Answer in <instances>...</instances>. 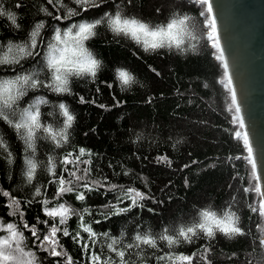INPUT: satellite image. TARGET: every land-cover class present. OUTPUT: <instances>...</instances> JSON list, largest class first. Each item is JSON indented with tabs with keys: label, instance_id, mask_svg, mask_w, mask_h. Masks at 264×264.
<instances>
[{
	"label": "trees",
	"instance_id": "obj_1",
	"mask_svg": "<svg viewBox=\"0 0 264 264\" xmlns=\"http://www.w3.org/2000/svg\"><path fill=\"white\" fill-rule=\"evenodd\" d=\"M62 2L64 6L61 0H52V3L48 0H0V5L17 15L20 24L17 29L6 17H0V55L7 51L3 46L8 44L13 45L11 55H19L15 45L29 40L36 23L45 25L37 37L41 56L23 60L22 69L20 65H0V79L13 78L19 72H39V78L47 81V71L40 72V69L44 66L46 46L52 41L55 28L64 30L73 23L101 19L105 13L119 11L123 16L135 17L150 25L165 24L173 16L187 15L191 18L189 30L197 38L185 37L183 50L145 52L133 40L115 36L106 24L98 26L97 35L85 41V47L102 62L95 79L90 76L71 78V95L41 88L30 90L18 102L19 109H23L36 96L45 97L49 104L40 106L41 120L51 124L57 134L63 121L57 105L65 103L75 117L68 130L69 144L58 148L51 139L38 138L35 153L26 151L24 141L0 120V136L12 153V163H8V154L0 149V221L18 226L27 237L26 249L39 258L38 264H66L68 256L73 264H91L92 253L100 254L102 261L111 258V264H120L119 257L107 248L112 238L118 240L115 246L121 249L134 243L137 232L158 237L167 228L168 234H175L181 227L199 222L203 210L215 211L218 215L232 211L240 217L244 236L228 239L218 233L214 240H209L201 234L193 243L182 242L173 248L157 240L158 249L147 245L124 249L125 260L128 264H168L156 257L168 252L187 255L196 252L193 264H208L209 261L211 264H264V247L259 244L264 237V217L259 211H252V207L259 208L261 197L255 191H245L253 189L257 181L251 164L245 159L248 153L243 140L235 135L239 129L234 119L237 114L234 107L229 111L232 97L230 88L225 87V68L222 60L216 58L220 54L218 49L212 46L206 34L210 29L205 25L209 19L206 6L194 0H131V3L129 0H96L98 7H88L86 11L77 9L78 15L63 19L67 9L76 5L73 0ZM16 3L23 7L17 9ZM56 16L62 19L56 20ZM41 38L43 43H40ZM117 69L129 72L133 82L122 85L117 79ZM81 96L86 103H80ZM42 136L38 133V137ZM81 147L91 153L81 160H90L91 164L80 163L79 171L73 164L66 167L76 171L77 176H84L85 168H90L91 172L86 179L77 181L63 171L65 165L60 161L68 152L73 153L74 159ZM50 157L57 176L73 181L66 186L74 191L59 198L56 197L58 183H50L57 180L48 171ZM26 158L38 165L31 182L26 176L29 167ZM94 181L100 183L93 184ZM85 183L93 190L84 188ZM111 185L117 187L112 189ZM129 188L148 198L139 201L142 207L112 215L113 209L106 205H131V200L122 195ZM36 189L40 190V195H35ZM4 192L10 195L5 197ZM80 192L85 194L84 201L76 199ZM13 198L19 201L18 206L12 203ZM60 202L83 215L84 222L91 223L95 232H107L108 237H97L93 245L88 234L79 227L77 215H71L64 225L59 224V218L52 221L44 214V208ZM17 207L19 211L12 215ZM85 208L91 215L84 212ZM37 217L61 229L67 228L72 235L80 232L84 240L76 243L62 232L57 233L63 245L57 251L66 255L53 257L23 227L24 223L35 224L43 237L49 226L38 223ZM96 220L100 223H94ZM85 242L89 244L87 252L82 247Z\"/></svg>",
	"mask_w": 264,
	"mask_h": 264
},
{
	"label": "snow or ice",
	"instance_id": "obj_2",
	"mask_svg": "<svg viewBox=\"0 0 264 264\" xmlns=\"http://www.w3.org/2000/svg\"><path fill=\"white\" fill-rule=\"evenodd\" d=\"M195 3L206 6V12L209 14L207 27L210 28L208 33V39L213 41L212 46L219 51V55L216 57L218 60H224L223 49L219 44V36L217 31L216 18L212 14L213 8L210 0H194ZM48 3H52V0H48ZM76 5L75 8L69 7L63 19H71L72 16L78 15L77 9L86 11L88 7H98L96 0H73ZM131 3V0H129ZM61 6L63 2L61 0ZM15 7L21 8V3H16ZM46 11V9H45ZM159 11V9H157ZM49 15H52L50 12ZM204 15V12L200 13ZM0 17H6L17 29L20 28V24L17 22V15L14 12L6 10L0 5ZM56 20H61L62 17H54ZM190 17L184 16H173L165 24L150 25L142 20L135 17H126L121 15L119 11L114 14L105 13L101 19L94 21H82L80 23H73L68 28L62 30L61 28H55L52 41L47 44V53L44 56V66L40 69V72L45 70L48 73V80L43 81L39 78V72H19L13 78L0 79V120L11 127L17 134V136L24 141L26 144V151L31 150L33 153L36 151V140L38 138H49L53 141L56 147H63L64 144H69V132L74 122V115L70 112L68 106L60 102L57 107L60 110V115L63 117L62 127L57 130L51 125L44 123L41 120L42 113L40 111L41 105H48L49 101L43 96H36L35 99L28 104L27 107L19 109L18 102L28 95L30 90L35 91L41 88H46L56 94H72L70 87L71 78H83L90 76L95 79L97 73L102 67V62L96 59L92 52L85 47V41L91 40L97 35L96 29L102 24H106L109 30L115 36H124L133 40L137 45H140L145 52H157L161 49H178L183 50V46L186 43L185 37L195 40L197 37L189 30ZM45 27L43 22L35 24L34 28L30 32L29 40L24 44L15 45V50L19 55H11L13 52V45L8 44L3 47L7 48V51L0 55V65H20L23 68L22 61L28 57L36 58L40 57L41 53L37 50L38 41L37 37L41 35V29ZM194 27V26H193ZM40 43H43L41 38ZM194 47V46H193ZM11 55V58H10ZM225 68V76L227 77V84L225 87H229L232 83L231 76L227 72V62L223 64ZM15 71V69H13ZM153 71H155L153 69ZM158 74V73H157ZM117 79L122 85H129L133 82V76L124 69L116 70ZM223 83V81H221ZM111 87V85H108ZM99 91V90H98ZM232 103L229 106V111L235 108L236 116L234 119L239 121L240 126L244 127L243 119L238 115L240 112L239 104L237 103L236 93L233 89L231 91ZM80 103H86L84 97H80ZM94 103V101H92ZM99 107H105L99 105ZM49 116L52 113H48ZM15 117V118H13ZM38 133L43 134L42 137H38ZM237 138L243 135V144L248 153L245 159L251 164L254 179L257 181V185L253 189H245V191H255L258 196L261 197L259 208L252 207V211H259V214L264 217V191L261 190L259 181L261 177L257 174V161L253 152V148L248 138L247 132L241 134L240 132L235 133ZM63 141V144H61ZM0 149L8 154V163H12V153L8 149V145L5 142L3 136H0ZM91 153L85 148H79L78 155L73 159V153L68 152L64 158L60 161L61 164L65 165L63 171L68 172L70 176L75 177L77 181L86 179L87 175L91 172L90 168L83 169L84 176H77L76 171H79L78 165L91 164L90 160H81V157ZM166 159V158H163ZM26 163L29 166L26 172V176L29 182L35 178L37 171V163L32 159L26 158ZM170 163V162H169ZM69 164L76 165V171H69L66 167ZM187 167V165H185ZM49 174L56 176L57 180L50 181V183H58L59 187L56 192V197H62L66 192H73L74 188L66 186L73 183V181H66L65 178L60 175L57 176L54 167V161L49 158ZM99 181H94L93 184H99ZM83 187L92 191V187L88 183L83 184ZM116 185H111L112 189H115ZM122 187V186H121ZM3 195L8 197L10 193L4 192ZM35 195H40V190L36 189ZM124 197L131 200L129 207H117V205H106L105 207H111L113 209L112 215H121L131 211L133 207H142L139 201L145 200L148 197L134 189L129 188L122 192ZM76 199L84 201L86 199L85 194L80 192L76 195ZM122 202V201H121ZM12 203L19 205V201L14 198ZM30 203V202H29ZM44 204H48L49 201H43ZM11 206V205H10ZM19 211L11 213L15 215ZM149 211H152L149 209ZM84 212L91 215L89 209L85 208ZM44 214L55 221L59 218V224L64 225L67 219L71 215H77L80 219L79 227L84 233L88 234V239L92 241L93 245L96 242L97 237L104 236L108 237V233H97L92 227L91 223H85L83 215L75 212L70 207L61 203L57 207L44 208ZM23 213H21V216ZM200 221L194 223L188 227H181L175 234H168V229L165 228L163 234L153 236L151 234H140L137 232L134 236V243H128L124 245V248L118 249L115 245L118 243L116 238L111 239V243L107 244V248L114 252L120 259V264H128L125 260L126 251L124 249L139 248L141 245H147L150 248L158 249L157 240L165 242L168 248L183 243H193L194 238H200L201 234L209 240H214L217 234H221L228 239H233L238 236H244L245 232L240 226V217H238L232 211H225L223 214H217L215 211L203 210L200 213ZM107 218V216L105 217ZM37 222L48 225L47 234L41 237L39 230L36 225L29 226L28 223H24L23 227L28 229L32 237L40 242V247L48 252L53 257H60L66 255L63 251H57V248H63L57 238V233H61L64 237H71L76 243H80L84 240V237L80 235V232H76L72 235L67 228H59L55 223H51L49 220L40 221L37 217ZM94 223L99 224L100 221L96 220ZM0 232L7 233V235L0 236V264H38L39 258L36 254L30 250H26L25 242L27 237L24 236L23 232L14 223H4L0 221ZM259 244L264 247V238L259 240ZM83 250L87 252L89 250V244L84 243L82 245ZM206 251V249H205ZM197 253L193 252L190 255L175 252H168L164 255L156 257L158 261H165L168 264H193V260ZM91 264H111V258L108 260L101 259V255L92 253L89 257ZM66 264H73L72 258L67 257ZM208 264H211L209 261Z\"/></svg>",
	"mask_w": 264,
	"mask_h": 264
},
{
	"label": "water",
	"instance_id": "obj_3",
	"mask_svg": "<svg viewBox=\"0 0 264 264\" xmlns=\"http://www.w3.org/2000/svg\"><path fill=\"white\" fill-rule=\"evenodd\" d=\"M264 191V0H210Z\"/></svg>",
	"mask_w": 264,
	"mask_h": 264
},
{
	"label": "rangeland",
	"instance_id": "obj_4",
	"mask_svg": "<svg viewBox=\"0 0 264 264\" xmlns=\"http://www.w3.org/2000/svg\"><path fill=\"white\" fill-rule=\"evenodd\" d=\"M207 22H208V20L205 21V25H207ZM209 31H210V29H207V31H206V34H207V35H208ZM210 42H211V44H213V41L210 40ZM226 82H227V81H226ZM226 84H227V83H226ZM229 88H230V87H229ZM237 123H238V125H239L238 132H240L241 134H243V133H244L243 128L240 126L238 120H237ZM241 138H242V140H243V135H241ZM61 203H63V202H60V203H58V204H56V205L48 206L47 208L57 207V206H58L59 204H61ZM63 204H65L67 207H69L68 204H66V203H63ZM9 223H13V222H9ZM3 235H7V233L0 232V236H3ZM263 238H264V237H263ZM26 250H27V249H26Z\"/></svg>",
	"mask_w": 264,
	"mask_h": 264
}]
</instances>
